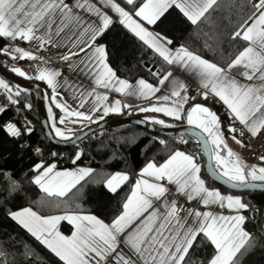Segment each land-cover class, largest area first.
Here are the masks:
<instances>
[{
  "label": "snow or ice",
  "instance_id": "obj_1",
  "mask_svg": "<svg viewBox=\"0 0 264 264\" xmlns=\"http://www.w3.org/2000/svg\"><path fill=\"white\" fill-rule=\"evenodd\" d=\"M216 4L217 0H0V38L7 41L0 47V54L11 60L46 64L38 52L45 45L59 48L67 38V52L61 54V61L71 67L73 58L79 57L81 70L89 77L87 85H74L66 79L61 81L58 69L38 65L35 77H28L21 68H10L18 77L34 78L46 85L41 96L47 105L49 133L60 142L80 139L73 125L99 124L109 114L131 110L151 113L143 122L165 129L177 125L161 117L182 122L184 131L176 144L187 146L194 140L207 156V164H202L199 154L173 146L162 162L149 159L134 173L97 171L92 167L57 170L56 163L39 159L30 169V182L44 194L43 198L16 210L9 208L6 215L62 264H192L194 251L201 248L206 253L201 264H242L257 247L264 249V243L244 227L247 217L243 212L251 207L250 203L243 200L242 194H223L201 175L206 168L209 176L233 189L264 187V166L245 164L226 143V135L241 147L245 138H264V0L241 4L245 14L229 38L243 43L234 56L223 62L204 58L177 44L168 33L149 27L157 25L170 9L197 25ZM115 23L140 42L145 53L151 51L150 59L159 58V66L143 63L151 80L139 77L130 81L111 67L108 47L100 41ZM21 42L35 43L37 51L21 47ZM0 63L8 67L7 61ZM62 87L71 90L75 107L58 91ZM112 93L144 103L110 101ZM0 95L7 100V104H0V114L14 112L0 129L14 139L22 153L31 151L42 157L39 144L29 143L34 132L26 115L33 108L31 89L0 77ZM198 99L222 102L229 122L225 124ZM158 142L169 147L165 139ZM76 148L73 165L84 155L79 145ZM259 160L264 164V155ZM94 175L99 179L90 182L102 184L114 197L122 186L131 185L128 193L119 196L107 222L82 203L73 205L64 199L73 189L82 198L89 182L86 178ZM18 190L22 186L10 179L9 195ZM169 193L191 204L183 216L178 215V199H170ZM217 208L227 209V213ZM44 209L55 211L43 214ZM62 222L71 226L70 235L60 231ZM8 256L0 251V264H8ZM11 257L12 264H17V257L24 264L34 260L45 264L44 257L27 243Z\"/></svg>",
  "mask_w": 264,
  "mask_h": 264
},
{
  "label": "trees",
  "instance_id": "obj_2",
  "mask_svg": "<svg viewBox=\"0 0 264 264\" xmlns=\"http://www.w3.org/2000/svg\"><path fill=\"white\" fill-rule=\"evenodd\" d=\"M138 2H142V0H138ZM243 3H247V0H218L213 9L206 14V18H202L197 25H192L178 10L173 11L170 9L169 13L171 15L165 13V16L161 17V21L153 27L157 31L168 33L177 44H184L191 51L200 54L204 58L219 62L227 61L230 56L237 53L243 43L233 42L229 38L230 33L245 14L246 10L241 7ZM100 42L107 45L110 65L121 78L130 81L139 77L152 79L147 69L143 67V63L147 61L150 66L157 61V58L150 59V57H153L151 51L145 53L140 46V42L132 37L122 25L115 23L112 30L107 32ZM5 44L6 41L0 38V47ZM4 61H7L8 67L1 63L2 66L10 71L11 63L0 54V62ZM38 84L41 86L40 83ZM199 101L202 100L198 99ZM31 102L33 108L31 112L26 113L27 119L31 120L34 125V132L31 134L29 143L33 146L39 144L43 149L42 157H36L31 151L22 153L14 139L9 137L3 129H0V242H3L0 244V251L9 253L8 264H12L11 254L21 251L23 244L27 243L44 257L45 264H62L58 261V258L49 253L47 249L6 215L9 208L16 210L20 206H29L31 201L43 198L44 194L30 182L33 175L30 169L33 164L38 162L39 159H44L49 163L52 162L50 153L56 152L58 155L53 158H61L65 162L64 167H71L73 166L71 163L73 152L77 150V145L60 148L49 141L37 111L36 97L33 92H31ZM204 102L211 105L225 124L229 122L226 111L221 104L211 100ZM13 114L12 110L1 114L0 124L8 121ZM131 115L142 118L141 113L136 111H133ZM153 137H156V139L153 140ZM176 138L178 136H161L131 124L122 125L109 129L100 137L91 136L79 144V147L84 150V155L78 163H89V166L97 171L134 173L138 172L149 159L154 158L162 162L173 146L180 147L182 150H199L194 140L185 146L177 145ZM159 139L168 141L169 147L166 149L160 145ZM201 156L203 155L201 154ZM206 177L208 178L207 174ZM10 179L18 182L22 186V190L9 195ZM92 179H99V177L94 175L92 178H87L89 182L84 188L82 198L77 190L73 189L64 199L69 200L73 205L76 202L82 203L85 209H91L94 214L107 222L117 206L119 196L128 193L131 185L122 186L119 195L114 197L112 194L107 193L102 184L90 182ZM211 184L221 187L213 181H211ZM79 187L78 185L77 188ZM241 194L244 201L251 205L245 214L247 217L244 225L245 230L251 233L260 243H264V193L248 192ZM32 206L36 210V205ZM54 211L53 209H44L43 214H53ZM70 229L71 226L66 223L61 225V231L65 235L71 233ZM10 236L14 239L10 240ZM18 241L22 243L18 244ZM205 255L206 253L202 248L194 251L192 264H201ZM17 264H24V262L17 257ZM27 264H41V262L34 260L28 261ZM242 264H264V249L257 247L254 252H250L243 258Z\"/></svg>",
  "mask_w": 264,
  "mask_h": 264
},
{
  "label": "crops",
  "instance_id": "obj_3",
  "mask_svg": "<svg viewBox=\"0 0 264 264\" xmlns=\"http://www.w3.org/2000/svg\"><path fill=\"white\" fill-rule=\"evenodd\" d=\"M120 2L123 3V0H120ZM217 2H218V0H217ZM149 27H153V26H149ZM61 35H64V34L62 33ZM69 35H71V33H69ZM6 43H7V41H6ZM66 45H67V38L64 41L61 42V46L59 48L54 47V51L51 54H48L46 58L42 57V55H41L42 50H40L38 52V55L43 59L44 62H46V64H41L40 61L11 60L8 57H5L4 55H3V57L5 59H7L11 63L12 67H19V68H21V70H23L27 74L28 77H35V75L37 74V66L38 65L39 66H46V67L51 68V69H58V70L61 71V68L59 66V63L62 62L61 59H60V56H61V54H65L67 52ZM48 46H50V45H48ZM23 47L26 48V49H28V50H32L34 52L37 51V45L35 43L24 44ZM156 58H157L158 63H160L159 58L158 57H156ZM71 65L72 66L69 67V72H70V75L71 76H70L69 79H66V80H68L71 84H74V85H79L81 83H84L85 85H87V82L89 80V77H88V75L86 74L85 71H82L81 70L80 58L79 57L73 58V60L71 61ZM151 66H152V64L149 67H151ZM61 74H62V71H61ZM0 77H2V76L0 75ZM20 78H22V77H20ZM22 79H24V80H26L28 82H31V83H36V84L40 83L41 84V87L43 88V90L44 91L46 90V85L43 82H40V81H38V80H36L34 78H32V79L22 78ZM59 79L61 81L65 80L61 76L59 77ZM192 87H193V90H195L196 85L193 84ZM48 91H50V90H48ZM58 91L60 92V94L62 96H64L68 100V103L69 104H71L73 107H75V102L71 99V95H72L71 90L65 91V89L62 87ZM98 91L103 92L104 90L103 89H98ZM110 97H112V100L121 99L122 101H125V102H128V103H136V104H142V103H144L143 101L136 100L135 98H125V97H121L119 94H116V93H112L110 95ZM199 102L205 104L210 109H212L213 111H215L211 107L210 104L205 103L203 100L202 101H199ZM216 103L221 104L222 107L225 109V106L222 104V102H216ZM6 104H7V100H6ZM45 107H46V112H47L46 102H45ZM54 111L58 112V110H56V109H54ZM129 111H131V110H124L123 114H120V115H117V114H109V116L105 117V119L102 120V121H100L99 124H102V123H105V122H108V121H114V120H119V119H123V118H127V117H132V115L129 114ZM225 111H226V109H225ZM132 112L133 111H131V113ZM145 115H152V114L151 113H149V114L141 113V117L143 118V120H144ZM161 118H164L166 120V122H168V123H172V124L177 125L176 127H173L174 129H176V128H183V126H181L182 122L172 121V120H170L169 118H166V117H161ZM99 124H91V125L83 126V127L81 125H73L72 127L74 128V134L75 135L76 134L78 135V133H80L81 131H84L85 128H87L89 126L99 125ZM158 126H160V125H158ZM229 137L230 136H227L226 135V143H227L228 148L233 151L232 145H231V140L229 139ZM186 151L199 154V156H200V161L199 162L202 163V164H205V158H204V156H201L202 152H200V149L199 150L198 149H196V150L195 149L194 150L192 149V151H189V150H186ZM50 163H54V162H50ZM77 167H91V166H88V165H85V164H79L78 161H77V164H75V165H73L71 167H57V170H65V169L73 170V169H75ZM201 175H202L203 178H206L207 184L209 186H212V187L217 188L223 194H241V193H234L232 191H229V190L225 189L222 186L221 187H217L215 185H212L210 178L209 177L208 178L206 177L205 168L202 169ZM179 198L181 200L187 202L184 197H179ZM187 203L189 204V202H187ZM192 203H195V202H192ZM190 206H191V204H190ZM216 210L217 211H224L225 213H227V209L220 210V209L217 208ZM243 214L245 215L246 214V211L243 212ZM63 223H66V222H62L61 225ZM61 225H60V231H61Z\"/></svg>",
  "mask_w": 264,
  "mask_h": 264
},
{
  "label": "water",
  "instance_id": "obj_4",
  "mask_svg": "<svg viewBox=\"0 0 264 264\" xmlns=\"http://www.w3.org/2000/svg\"><path fill=\"white\" fill-rule=\"evenodd\" d=\"M0 75L3 78H6L10 82L14 83L15 85H19L20 87L31 89V92H33L35 94V97H36L37 111H38V114H39L40 119L42 121L43 129H44L45 133L47 134L49 141L53 145L60 147V148H67V147H73V146L79 145L85 139L97 134L98 132H100L102 130L113 129V128H117L119 126L127 125V124L138 126L142 129H145L149 132H152V133H155V134H158L161 136H179V134L184 131V127L183 128H176V129H174V128L165 129V128H162L158 125L147 124V123L143 122V119L140 117L132 116V117H127V118H123V119H119V120L108 121V122H105V123H102L99 125H94L92 127H89L87 129H85L84 131L80 132L78 135H76V136H79L80 139L75 140L74 143L60 142L57 138H55L54 134L49 133V125H48V121L46 119L47 112H46V107H45V101L42 99V96H41V93L44 92L43 88L36 83L28 82V81L16 76L14 73L7 71L2 66L1 63H0ZM37 86L39 88V91L37 90ZM203 156L205 158V164H207V156L204 154H203ZM205 171L207 174L206 168H205ZM208 177L210 178L211 181L215 182L216 184H218V185L224 187L225 189L232 191L234 193H248V192L264 193V187H257L255 189L247 190V191L240 190V189H233L229 185L225 184L223 180H215L214 178H212L209 175H208Z\"/></svg>",
  "mask_w": 264,
  "mask_h": 264
},
{
  "label": "built area",
  "instance_id": "obj_5",
  "mask_svg": "<svg viewBox=\"0 0 264 264\" xmlns=\"http://www.w3.org/2000/svg\"><path fill=\"white\" fill-rule=\"evenodd\" d=\"M20 46L23 47L24 44L21 42ZM54 51V47L52 46H48L46 45L44 47V49L41 52L42 57L46 58L48 54H51ZM157 65L159 66L158 61L154 62L152 64L153 65ZM59 66L61 68L62 74L61 77L63 79H69L70 78V72H69V65L65 62H60ZM151 66V67H152ZM195 90H193L194 92ZM112 100V97H110V101ZM0 104H6V100L5 97L3 95H0ZM13 116L9 119L11 120ZM8 120V121H9ZM109 130V129H108ZM108 130H102L100 132H98L97 134L93 135L95 137H100L101 135H103L106 131ZM239 138V137H238ZM244 147H242L241 149V158L242 160H245L249 163H255V162H259V157L261 155H264V138H253L251 140L245 138L244 141ZM52 162L57 164V167H64L65 166V162L61 159V158H53L51 157ZM85 165L89 166V163H86ZM169 198H177L178 199V215L183 216L185 214V211L188 207H190V204H188L187 202L181 200L179 197H176L174 195V193H169Z\"/></svg>",
  "mask_w": 264,
  "mask_h": 264
},
{
  "label": "rangeland",
  "instance_id": "obj_6",
  "mask_svg": "<svg viewBox=\"0 0 264 264\" xmlns=\"http://www.w3.org/2000/svg\"><path fill=\"white\" fill-rule=\"evenodd\" d=\"M229 139L231 140V145H232V149L234 151V153H236L237 155H239L241 157V149L242 147L237 145L230 137ZM242 159V158H241ZM243 162L249 166L252 165H256V166H264V164H261V162H255V163H248L247 161L243 160Z\"/></svg>",
  "mask_w": 264,
  "mask_h": 264
}]
</instances>
